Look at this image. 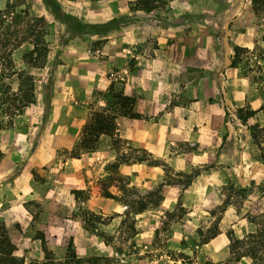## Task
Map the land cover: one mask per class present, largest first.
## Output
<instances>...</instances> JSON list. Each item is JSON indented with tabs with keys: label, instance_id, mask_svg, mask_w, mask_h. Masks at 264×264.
Returning a JSON list of instances; mask_svg holds the SVG:
<instances>
[{
	"label": "rangeland",
	"instance_id": "obj_1",
	"mask_svg": "<svg viewBox=\"0 0 264 264\" xmlns=\"http://www.w3.org/2000/svg\"><path fill=\"white\" fill-rule=\"evenodd\" d=\"M7 1L0 0V10ZM55 1L72 20L65 24L59 17L49 15L48 6L40 0H13L11 4L18 6L16 10H28L34 16L48 14L50 45L60 38L58 46L63 43L65 38H59L60 30L68 32L67 35L74 32L73 40L79 45L90 42L88 56L99 60L103 59L99 51L103 42L89 41L84 33L97 32L100 38H107L111 35L108 28L121 24L122 8L128 5L133 12L136 4V0ZM161 2L166 3L160 9L163 11L156 12L158 16L161 14L160 18L166 19L170 14L172 22L177 24L185 19L197 20L200 14L194 11V6L199 4L197 0ZM248 2L253 12L251 28L238 30L246 31L249 38L259 44L252 51L234 47L237 30L231 38L234 47L231 55L242 57L243 74L250 78V86L259 89L264 83V61H259L260 57L264 60V0ZM184 3L187 10L179 12L178 7ZM169 6L173 11L167 12ZM224 23V18L218 23L220 41ZM79 24L82 30H75ZM27 48L28 45H24L10 56L14 68L8 67V51L4 55L0 50V78L14 70L29 71L21 62ZM34 78L37 83L39 77ZM51 82L56 83L53 79ZM3 85L9 86L11 91ZM0 86L1 131L12 128L13 119L29 113L33 106L21 103L24 97L17 90L16 78L0 81ZM107 96L111 97V92L104 97ZM105 102L103 107L90 112V119L116 118V113L133 116L121 100L111 103L108 98ZM248 112L240 115L246 116ZM90 126V123L83 126L76 148L67 155L81 159L82 188L63 187L56 172H32L39 186L31 196L26 170L29 141L11 135L5 137V144L1 145L0 137V223L17 243L15 256L23 264H264V169L257 166H264V128H250L254 138L247 144L248 162L244 165L242 180L232 173L221 187L205 192L201 183L190 188L199 169L184 174L165 164L161 172L149 174L156 177L157 185L139 186L137 172L125 175L119 167L144 163L152 168L158 167L159 162L135 148L122 151L125 145L123 147L115 135V128L110 133L101 131L87 135L86 128ZM236 126L239 133L244 130ZM107 137L115 150L114 158L103 150ZM242 145L239 139L237 149ZM254 168H261L257 175ZM220 233L226 237L216 241L215 247H219L220 252L228 247L229 252L224 257L218 256L211 246H205Z\"/></svg>",
	"mask_w": 264,
	"mask_h": 264
},
{
	"label": "crops",
	"instance_id": "obj_2",
	"mask_svg": "<svg viewBox=\"0 0 264 264\" xmlns=\"http://www.w3.org/2000/svg\"><path fill=\"white\" fill-rule=\"evenodd\" d=\"M197 1L199 4L194 6V11L200 13L197 20L185 19L180 24L172 22L170 14L166 19L160 18L161 14L159 17L156 12L163 10L131 12L126 5L121 10V24L108 28L110 36L100 38L97 32L84 33L89 41L103 42L99 49L101 60L88 56L91 43L79 45L73 40L74 32L67 35L68 32L60 30L59 38L65 39L59 46L61 38L52 40L54 43L50 41L52 49L46 65L35 74L39 81L36 83L35 79L33 108L16 116L12 128L0 131L1 145L11 135L29 141L26 158L29 196L39 186L32 172H56L63 187L82 188L81 159L67 155L76 148L83 126L91 122L90 112L103 107L105 99L113 103L112 95L132 100L133 116L116 113L113 120L115 135L125 145L122 151L135 148L159 162L158 167L152 168L144 163L119 167L125 175L137 172L139 186L157 185L156 177L149 174L161 172L164 164L184 174L199 169L190 188L201 183L205 192L221 187L232 173L242 180L241 164L244 171L248 162L249 128H264V83L259 89L250 86V78L242 72L240 56H236L234 65L231 61L225 68L226 49L217 31L222 18L225 23L236 18L229 26L228 56L234 47L252 51L259 43H254L246 31L238 30L251 28L252 8L249 0ZM184 4L178 7L179 12L187 10ZM166 9L173 11L172 6ZM47 15L41 16L48 19ZM237 30L233 47L231 38ZM260 58V62L264 61ZM110 92L111 97L105 98ZM238 111L254 114L243 124L237 117ZM235 123L242 125L241 134ZM239 139L243 143L240 150ZM108 140L111 141L107 137L103 150L114 158L115 150ZM257 166L264 169L263 165ZM260 169H256L255 175ZM223 237L226 236L220 233L205 246H211L218 256L224 257L228 247L221 252L215 247L216 241ZM221 243L224 245L223 240Z\"/></svg>",
	"mask_w": 264,
	"mask_h": 264
},
{
	"label": "trees",
	"instance_id": "obj_3",
	"mask_svg": "<svg viewBox=\"0 0 264 264\" xmlns=\"http://www.w3.org/2000/svg\"><path fill=\"white\" fill-rule=\"evenodd\" d=\"M43 1L50 8L52 14L59 17L65 24L73 19L71 15L63 11L55 0ZM12 2L13 0H8L5 8L0 10V50L3 51L4 55H6L5 51H8V55L6 56L10 58L14 51L21 49L24 45H28L27 50L22 54L21 62L28 67L29 71L12 69L14 71L8 76H1L0 81L16 78L17 90L19 93L23 94L24 97L21 103L25 106L33 105L35 102L34 76L45 67L48 54L51 51L50 43L47 40L49 35V22L44 16L31 15L28 10H16L18 6L11 4ZM165 3L166 2L162 3L161 0H136L133 9L144 13H151L162 9V5ZM22 4L24 3L22 2L21 5ZM75 28V30H82V24L75 26ZM236 56L238 55L234 54L230 56L233 63L232 65L237 61ZM13 65L14 63L10 58L8 67L14 68L12 67ZM5 87L6 90L11 91L9 86ZM1 88L2 86H0V89ZM112 97L114 101L121 100L123 102V107L131 110L132 100L123 99L119 95H112ZM242 112L243 111H238L237 117L245 124L246 118L252 116L254 112H248L246 117L240 115ZM113 120V117H93L90 122L93 128L91 126L86 128L87 135L88 133L92 134L101 131H106L107 133L112 132L115 128ZM250 133L251 137L254 138L252 131H250ZM9 232L10 231L4 229L3 224L0 223V264H23V262L15 256L17 243L12 239L13 236H11Z\"/></svg>",
	"mask_w": 264,
	"mask_h": 264
},
{
	"label": "water",
	"instance_id": "obj_4",
	"mask_svg": "<svg viewBox=\"0 0 264 264\" xmlns=\"http://www.w3.org/2000/svg\"><path fill=\"white\" fill-rule=\"evenodd\" d=\"M236 18L235 19H231V20H228L226 23H225V26H224V36H223V43H224V46H225V49H226V54H225V68L229 67L230 64H231V60L229 58V53H230V46H229V43H228V35H229V26L231 23L235 22ZM224 68V69H225ZM221 78H222V82H221V88L223 90V80H224V74L223 72H221ZM234 118H236L234 116ZM240 126H242L240 124ZM243 172V165L241 164V174Z\"/></svg>",
	"mask_w": 264,
	"mask_h": 264
}]
</instances>
